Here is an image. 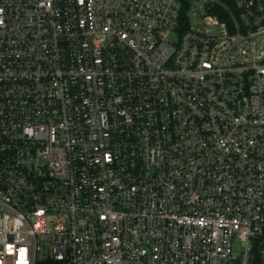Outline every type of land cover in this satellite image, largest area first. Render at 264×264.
Returning a JSON list of instances; mask_svg holds the SVG:
<instances>
[{"label":"built area","instance_id":"built-area-1","mask_svg":"<svg viewBox=\"0 0 264 264\" xmlns=\"http://www.w3.org/2000/svg\"><path fill=\"white\" fill-rule=\"evenodd\" d=\"M0 264H264V0H0Z\"/></svg>","mask_w":264,"mask_h":264},{"label":"rangeland","instance_id":"rangeland-1","mask_svg":"<svg viewBox=\"0 0 264 264\" xmlns=\"http://www.w3.org/2000/svg\"><path fill=\"white\" fill-rule=\"evenodd\" d=\"M242 250H243V246L242 245L239 244V245L235 246V252L237 254H240L242 252Z\"/></svg>","mask_w":264,"mask_h":264},{"label":"trees","instance_id":"trees-1","mask_svg":"<svg viewBox=\"0 0 264 264\" xmlns=\"http://www.w3.org/2000/svg\"><path fill=\"white\" fill-rule=\"evenodd\" d=\"M225 2H227L228 4H231V1L232 0H224ZM214 13H216V14H220L221 15V13H218L217 11H215Z\"/></svg>","mask_w":264,"mask_h":264}]
</instances>
